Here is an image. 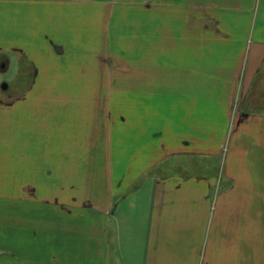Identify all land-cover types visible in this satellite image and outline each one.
Segmentation results:
<instances>
[{
  "label": "crops",
  "instance_id": "crops-1",
  "mask_svg": "<svg viewBox=\"0 0 264 264\" xmlns=\"http://www.w3.org/2000/svg\"><path fill=\"white\" fill-rule=\"evenodd\" d=\"M147 1L150 48L134 53L156 63L132 66V101L126 110L117 97L115 124L108 127L107 97L82 92L102 89V76L86 74L84 85L74 76L78 97L50 99V113H40L31 130L38 138L32 149L24 113L12 115L31 99L0 100V118L17 123L1 133L17 149L5 151L0 182V264H264V0ZM102 3L0 0L2 68L7 52L29 55L26 44L44 37L52 10L67 17L75 42ZM101 66L97 75L110 68ZM98 103L107 112L99 144L79 146L76 124L84 136ZM96 149L106 163L89 170L104 169L101 182L84 172ZM126 151L136 166L115 161ZM30 153L44 161L35 174L43 188L29 182ZM46 154L84 163L52 165Z\"/></svg>",
  "mask_w": 264,
  "mask_h": 264
},
{
  "label": "rangeland",
  "instance_id": "rangeland-1",
  "mask_svg": "<svg viewBox=\"0 0 264 264\" xmlns=\"http://www.w3.org/2000/svg\"><path fill=\"white\" fill-rule=\"evenodd\" d=\"M100 7L101 8L98 10L92 11V27H90L91 25L84 26L87 31L86 36L76 39L75 42L69 40V37L72 38L74 36V34L72 35L69 33V25H63L65 22L68 23L67 17L64 18L61 16L60 18L58 16V11L52 10L54 13H57V16L54 18L46 16V19H44L45 22L48 23V25L44 26V37L35 32L33 34L37 35L32 37L38 39L37 42L26 44L28 46L29 55L25 51L23 53L7 52V55L10 56V59H8L9 61H6L8 64L7 68H2V62L4 61L0 62V100L10 101L7 100L8 97L15 96V98H20L21 100L31 99L32 101L29 107L18 105L17 109L19 110L12 114L14 116L23 112V124L26 125L27 130V125L30 126L28 136V146L30 148L28 147V149H32V146L36 145L38 138L33 134L34 131L31 130L33 126H35L40 113H50L47 105L51 103L50 99H74L79 96V91L75 89L74 86H71V84H74V82H72L74 81V76H77V85H84L83 81L85 77H87L86 74L89 77H92L93 81L96 77L102 76L104 82H108L106 85L103 83L102 89L93 90V92L87 89L86 91L82 90V92L86 93L85 96H87V98H108L107 112L109 127V125L114 123L113 121L117 118V97H123V99H126L125 109H129L128 101L131 102L132 100L128 99L132 98L133 92V80H131L132 66H149L150 64L154 65L156 63L154 58L142 57V54H140L141 56L135 55V53H139L140 51L142 53L144 51L147 52L150 48V44L147 41L149 33L148 1L103 0ZM47 14L48 11H46V15ZM97 14H101L102 16ZM60 20L61 25H54V23H58ZM91 29H93L92 32H90ZM99 50H108V63L105 62L104 64L103 59L106 57L103 58L101 55L105 52L102 53L101 51L99 53ZM101 65H105L104 68H107V65H109L110 68L106 70V72H103L104 74L97 75L96 72L100 71V68H102ZM122 80H125L123 83L124 88L123 90H117V88H121L122 85L121 83L118 84L117 81L121 82ZM4 83L8 84V87L5 89L3 87ZM52 104H54V102ZM99 104L100 103H98V106L94 107L96 111H94L92 118L87 119V131L86 133L84 132V136L82 135V129L85 128L84 125L81 127L80 122H76L75 130L77 131V134L81 133L80 137L77 135V145L88 144L90 141H92L93 145H96L97 142L99 144V137L97 136H99L100 129L102 128L101 121L106 119V117L102 118V116H105L107 113L103 110L100 111ZM13 105H17L15 100L12 102V106ZM66 108L76 109L77 107L68 106ZM103 108H106V106ZM77 118L79 119L80 117ZM66 119L68 120V118ZM85 120L82 119V121ZM10 125L12 128H16L17 123L8 116L0 118V182L4 180L3 175L7 163V155L5 151H8L10 147V145H7L6 138H4L1 133L4 132V129L9 130ZM90 125L91 130H89ZM63 128L64 127H62V134H65L66 132ZM103 128L105 129L104 124ZM116 128L117 127L112 128L113 139L110 138V143L112 140L116 143ZM44 134L46 135L44 137L45 145H54L50 129H45ZM110 134L111 133L109 132V135ZM128 134L129 133L126 130L125 135ZM17 139L18 138L15 139L13 145L16 144ZM130 144L131 142L129 141V146ZM15 147L16 146H12L10 148L17 149ZM11 156L13 158L15 157L13 155ZM105 157L106 155H104L99 149H96L93 154L86 156L85 164L87 166H85L84 172L89 175L91 173V177L94 181L101 182L106 177V171L103 169L101 173L100 170H98L97 173H94L89 170V166L105 164ZM74 158L72 155L68 154H61L59 156H53L51 154L45 155V161L52 165H57L60 162L62 163V166L70 165L74 167L76 162L77 166H81L78 163H84L79 162V160L76 159V156ZM114 159L121 165L127 164L129 167L137 165L133 160L132 154L127 151L124 154L115 153ZM29 161V182L34 179L33 181L36 185L32 187L43 188L42 185L44 181H42L41 178H37L35 174L37 173V169L41 168L42 162L44 161L39 157L37 158V155L34 156L31 153L29 154ZM45 188L49 189L51 187L46 186ZM91 188L96 191V189H99L100 187ZM35 203L36 204L33 205L31 202H24V205L29 209L36 208L37 205L40 207L44 205L42 203L38 204V202ZM0 206L3 207V202Z\"/></svg>",
  "mask_w": 264,
  "mask_h": 264
},
{
  "label": "water",
  "instance_id": "water-1",
  "mask_svg": "<svg viewBox=\"0 0 264 264\" xmlns=\"http://www.w3.org/2000/svg\"><path fill=\"white\" fill-rule=\"evenodd\" d=\"M3 87H4V88H7V87H8V84H7V83H4V84H3Z\"/></svg>",
  "mask_w": 264,
  "mask_h": 264
}]
</instances>
